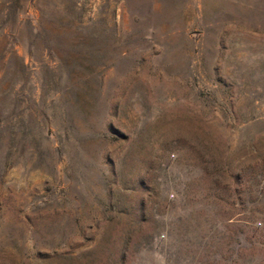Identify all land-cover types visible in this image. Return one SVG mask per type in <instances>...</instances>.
I'll return each mask as SVG.
<instances>
[{
    "label": "rangeland",
    "instance_id": "rangeland-1",
    "mask_svg": "<svg viewBox=\"0 0 264 264\" xmlns=\"http://www.w3.org/2000/svg\"><path fill=\"white\" fill-rule=\"evenodd\" d=\"M0 264H264V0H0Z\"/></svg>",
    "mask_w": 264,
    "mask_h": 264
}]
</instances>
